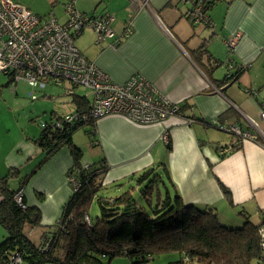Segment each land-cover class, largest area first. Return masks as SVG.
Listing matches in <instances>:
<instances>
[{"label":"crops","instance_id":"1","mask_svg":"<svg viewBox=\"0 0 264 264\" xmlns=\"http://www.w3.org/2000/svg\"><path fill=\"white\" fill-rule=\"evenodd\" d=\"M60 1L48 0L50 5ZM62 1L64 8L67 0ZM194 1L77 0L82 14L111 15L118 37L131 23V34L115 49L84 36L75 44L80 53L114 83L142 76L172 102L186 103L190 108L185 115L195 120L188 126L168 122L144 127L119 116L97 120V148L103 150L101 159L108 168L103 183H120L159 165L168 171L184 204L216 209L227 226L241 225L245 214L259 221L264 210V120L259 116L264 100V0H220L206 13L207 24H194L187 17ZM202 45L212 59L198 51ZM227 73L233 77L229 83ZM231 126L255 139L237 142L239 147L231 152L237 140L227 131ZM164 137L170 139L169 150ZM36 138L33 144L40 152ZM222 149L230 152L220 158ZM72 164L71 152L62 148L23 190L26 206L40 213L42 232L58 220L72 194L66 176ZM16 166L13 157L0 158V175ZM223 188L229 191L231 204Z\"/></svg>","mask_w":264,"mask_h":264},{"label":"trees","instance_id":"2","mask_svg":"<svg viewBox=\"0 0 264 264\" xmlns=\"http://www.w3.org/2000/svg\"><path fill=\"white\" fill-rule=\"evenodd\" d=\"M195 1L201 2L200 13L208 21L206 13L220 0ZM198 51L212 59L203 45ZM239 72L240 69L236 74ZM232 79L230 77L225 83ZM9 84L8 80L7 86ZM72 104L76 112L86 114L90 100L74 94ZM179 108L180 113L186 116L190 107L185 103ZM50 117L47 125L51 121L60 122L61 128H41L35 139L44 153L41 162L21 177L17 168H10L0 175V226L4 232L0 241V264H11L15 257L23 264H109L116 256L127 257L130 264H143L152 260V250L178 252V264H251L253 261L261 264L264 210L256 222L240 211L238 215L243 216L242 224L229 229L221 222L216 209L184 204L168 171L159 165L122 181H135L137 191L128 186L131 191L126 189L119 196L102 195L100 191L106 187L103 178L108 169L105 160L102 159L96 167L81 165L82 151L73 142L74 133L83 126H89L85 133L91 146L99 147L96 121H80L74 125L66 124L62 116L54 113ZM169 142L167 137V150L170 149ZM237 142L230 145L231 152L239 147ZM62 148L71 152L73 164L69 173L78 185L72 187V182H69L75 191L63 206L60 218L42 233L36 245L29 239L28 231L39 226L40 213L37 209L25 207L22 193L31 176ZM96 171L100 174L94 175ZM15 179L17 183L13 186L10 181ZM160 186L164 199L161 198ZM223 192L231 204L229 191L223 188ZM17 194H21L20 203L25 208L15 200ZM93 201L98 209L94 217L89 214Z\"/></svg>","mask_w":264,"mask_h":264},{"label":"built area","instance_id":"3","mask_svg":"<svg viewBox=\"0 0 264 264\" xmlns=\"http://www.w3.org/2000/svg\"><path fill=\"white\" fill-rule=\"evenodd\" d=\"M76 2L66 1L64 9L68 18L66 22L59 23L52 14L38 17L18 3L0 0V74L7 76L13 87L24 82L38 90L47 84L63 86L66 96H73L78 88L89 92L92 95L89 111L81 114L74 110L62 116L66 124L119 116L140 127L168 122L173 126L191 125L195 120L184 117L178 103L172 102L142 76L134 75L123 84L114 83L80 53L75 41L85 28L95 34L96 43H106L109 48L115 49L122 39L131 34V23L126 24V34L118 37L112 28L111 15L82 14L77 10ZM200 3L194 1L187 16L194 24H207L209 20L200 13ZM259 116L264 120V100ZM47 126L58 129L61 123L51 121L49 125H40L43 129ZM227 131L235 135L238 142L255 139L237 126H231ZM164 140H167L166 137ZM229 152L221 150L222 154ZM17 195L15 200L22 206L21 194ZM11 264H21V261L15 257Z\"/></svg>","mask_w":264,"mask_h":264},{"label":"rangeland","instance_id":"4","mask_svg":"<svg viewBox=\"0 0 264 264\" xmlns=\"http://www.w3.org/2000/svg\"><path fill=\"white\" fill-rule=\"evenodd\" d=\"M13 1L29 8L32 13L39 16L52 13V15L58 17L59 23L66 22L68 18L63 5H61L63 3L62 0L58 5L53 4L54 6L50 5L48 0ZM84 36H87V40L92 38V42L96 37L91 30L85 28L82 34L76 39L75 44L79 45ZM95 44L97 43L95 42ZM7 83L8 77L0 74V158L13 157L17 161L16 168L20 169L19 177H21L28 174L32 167H34L43 157V152H39L37 147L33 144V138L37 137L41 131L40 125L42 123H48L52 113L58 116H64L73 113L75 107L72 104V96L65 95L63 86L57 87L53 84H47L45 88L38 90L29 87L24 82H19L15 87H13L12 84L7 86ZM74 91L76 96H85L91 101L92 95L89 92L81 88L75 89ZM262 97L264 99V95ZM88 129L89 126L79 128L73 135V141L82 151V156L79 159L81 165L86 164V166L91 165L96 167L102 160L101 158L104 157V154L102 149L97 147L95 148L90 145L91 142L89 137L85 133ZM225 138L226 137L222 135V139L224 140ZM28 159H30V161ZM29 162L30 166H25L24 163ZM6 168L7 167H5V170ZM69 171L66 175L68 177V181L72 182V187L73 185L74 187H77L78 183L74 182L75 180ZM96 174H100V171H96L94 175ZM162 179L165 180L163 177ZM11 181L13 186L17 183V179ZM120 183L107 184L105 189L100 191L101 194L113 197L119 196L126 189V191L130 190L129 188L131 187H133L135 191L138 190V186L136 187L135 181L131 180L129 182ZM159 188L162 193L161 198L164 199L165 195L161 186ZM73 191L75 190L71 189V192ZM97 213L98 209L95 201H93L90 206L89 214L94 217ZM251 220L253 222L257 221H255V218ZM37 227L28 231L29 239L36 245L38 244L40 235L44 233L41 228ZM227 227L229 229L238 228L235 226ZM3 235L4 232L0 226V241ZM152 255V260L143 264H178L180 258V254L178 252L164 253L152 250ZM109 264H130V262L127 257L116 256L109 261ZM251 264H258V262L253 261Z\"/></svg>","mask_w":264,"mask_h":264},{"label":"water","instance_id":"5","mask_svg":"<svg viewBox=\"0 0 264 264\" xmlns=\"http://www.w3.org/2000/svg\"><path fill=\"white\" fill-rule=\"evenodd\" d=\"M230 77H232V76H230V74L227 73V75H226V77H225V80L229 79Z\"/></svg>","mask_w":264,"mask_h":264}]
</instances>
